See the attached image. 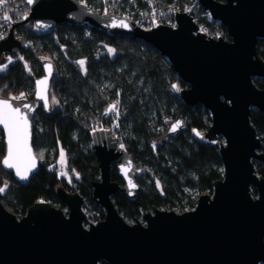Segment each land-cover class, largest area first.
I'll return each instance as SVG.
<instances>
[{"label":"water","instance_id":"95a60500","mask_svg":"<svg viewBox=\"0 0 264 264\" xmlns=\"http://www.w3.org/2000/svg\"><path fill=\"white\" fill-rule=\"evenodd\" d=\"M24 1L29 15L22 23L33 22L38 29L85 26L154 47L187 85L180 99L188 106L202 105L210 113L205 139L219 149L224 175L214 182L212 194L198 197L194 209L177 213L154 207L143 213L142 221L129 224L113 197L118 192L135 195L138 166L111 131L97 130L92 133V146L100 177L91 186L104 219L91 222L83 208L84 198L63 187L57 195L67 213L38 201L19 218L0 199V264H264V178L255 165L264 163V153L251 123L252 110L264 112V89L255 83L264 79V60L257 52L258 42L264 41V0H198L212 20L227 30L228 38L202 32L187 12H176L175 27L145 29L126 17L100 14L77 0ZM15 29L16 25L0 40V57L18 56L29 49L27 39L16 38ZM43 70L35 80L32 100L0 96L13 108L19 107L28 120L35 167L26 179L3 163L8 156V130L0 124L6 145L2 166L22 185L40 170L33 147V120L39 105L48 113L51 110L53 63L45 62ZM42 80L46 83L38 85ZM184 127L179 117L168 132L175 134ZM27 164L20 161L22 171ZM113 168L123 185L112 180Z\"/></svg>","mask_w":264,"mask_h":264},{"label":"trees","instance_id":"16d2710c","mask_svg":"<svg viewBox=\"0 0 264 264\" xmlns=\"http://www.w3.org/2000/svg\"><path fill=\"white\" fill-rule=\"evenodd\" d=\"M77 1L144 28L156 18L166 23L176 12H188L208 35L228 38L227 30L212 21L197 0ZM28 15L24 0L0 4V40L16 25V38L29 42V49L21 53L23 59L0 69V96L19 99L23 94L24 100H32L35 80L44 74L47 61L53 63L55 75L51 110L48 113L39 105L33 120V147L43 153L44 160L28 184L18 183L4 170L6 145L0 131V188L6 186L0 199L7 208L19 218L41 200L64 210L66 206L57 195V189L63 187L78 192L92 205L93 210L83 206L91 222L103 220L104 211L94 202L91 186L100 177L92 146V131L97 128L110 131L116 127L115 134L138 166L135 195L118 192L113 197L125 220L134 223L154 207L183 213L195 208L201 194L213 193V184L223 178L224 170L219 149L205 139L211 115L202 105L188 106L180 99L187 85L165 57L144 42L109 37L85 26L63 24L41 30L33 22L22 23ZM257 52L264 60V41L258 42ZM255 83L264 89V79ZM179 117L185 127L169 134L170 123ZM251 123L264 153V112L252 110ZM61 150L67 156L65 167L58 163ZM255 165L259 177L264 178V163ZM112 180L123 185L114 168Z\"/></svg>","mask_w":264,"mask_h":264},{"label":"snow or ice","instance_id":"6c2138e0","mask_svg":"<svg viewBox=\"0 0 264 264\" xmlns=\"http://www.w3.org/2000/svg\"><path fill=\"white\" fill-rule=\"evenodd\" d=\"M4 2L5 0H0V4H3ZM28 2L32 3L33 0H28ZM5 19H7V17H5ZM121 26L126 27L127 25L122 24ZM109 51L112 50L110 49ZM9 62H11V58H9ZM80 63L82 64L83 61ZM4 67H6V65ZM37 83L38 85H43L46 83V80L38 81ZM174 87L177 86L174 85ZM22 97L23 94H21L20 98ZM13 99L18 98L13 97ZM114 108L115 105L112 106L110 111ZM0 124H3L8 130V156L3 163L8 168H15L16 174L22 179H26L28 171L35 167V157L32 155L31 148L28 144L29 125L27 116L20 111L19 107L13 108L9 101L0 100ZM197 135H199V133H197ZM21 160H26L28 162L27 167H25L23 171L20 167ZM61 162H64V154L62 150ZM0 191H3V189H0Z\"/></svg>","mask_w":264,"mask_h":264},{"label":"rangeland","instance_id":"374dc122","mask_svg":"<svg viewBox=\"0 0 264 264\" xmlns=\"http://www.w3.org/2000/svg\"><path fill=\"white\" fill-rule=\"evenodd\" d=\"M21 56V54L20 55H18V56H10V55H7V54H4V55H2L1 57H0V69L1 70H5L11 63H13L15 60H17L18 58L19 59H23L22 57H20ZM9 58H11V62H9ZM83 65H84V61H83V63H82ZM6 65V67H4ZM187 88V87H186ZM33 93H34V91H33ZM21 96H19V99H18V101H28V99H26V100H24L23 98H20ZM116 128V127H115ZM115 128H113V129H111L110 131L113 133V135H114V137H116L117 138V140H118V145L120 146V147H124L125 148V146L122 144V142L120 141V139H119V137L115 134ZM99 128H97V129H95L96 131L98 130ZM100 130V129H99ZM104 130H107V129H104ZM63 151V154H64V162L62 163L61 162V151H60V156H59V160H58V163H59V165H60V167H65L66 166V163H67V156H66V152L64 151V150H62ZM36 154H37V156H38V158H39V160H40V162H43V160H44V155H43V153L42 152H36ZM61 175H62V173H61ZM5 188H6V186H3V187H1L0 189H3V191H0V193H4V190H5ZM41 201H45V200H41ZM46 202H48V201H46ZM84 205H86V207L88 206V210H93V207H92V205L91 204H89L88 202H87V200H85V203H84ZM55 206V205H54ZM55 207H57V208H59L58 206H55ZM9 209V208H8ZM102 209V208H101ZM11 212H13L11 209H9ZM103 210V209H102ZM64 211L67 213V211H68V209L66 208V209H64ZM84 211H85V213L88 215V213H87V208L85 209L84 208ZM104 211V210H103ZM94 213H97V211H94ZM141 221H142V218L140 217L139 218ZM126 221L129 223V224H133V222L131 221V220H128V219H126Z\"/></svg>","mask_w":264,"mask_h":264},{"label":"built area","instance_id":"2783aa9c","mask_svg":"<svg viewBox=\"0 0 264 264\" xmlns=\"http://www.w3.org/2000/svg\"><path fill=\"white\" fill-rule=\"evenodd\" d=\"M197 2H198V0H197ZM199 4V3H198ZM200 6V5H199ZM188 13V12H187ZM106 14V13H105ZM190 14V13H189ZM208 16H209V18L212 20V18L210 17V15H209V13H208ZM195 20V19H194ZM213 21V20H212ZM158 25H167V26H171V27H175L176 26V23H175V16H174V19L173 20H169V21H166V23H162V20L160 19V18H156L155 19V22H154V24L153 25H150V27L149 28H145V29H150V28H153V27H156V26H158ZM144 28V27H143ZM200 30L202 31V32H204V33H206L207 34V32L206 31H203L202 29H201V27H200ZM10 31V30H9ZM8 34H9V32L7 33V35L5 36V37H7L8 36ZM4 37V38H5ZM219 37H222V36H219ZM3 38V39H4ZM216 38H218V37H216ZM99 129H103V128H99ZM98 129V130H99ZM96 130L94 129L93 131H92V133L93 132H95Z\"/></svg>","mask_w":264,"mask_h":264}]
</instances>
